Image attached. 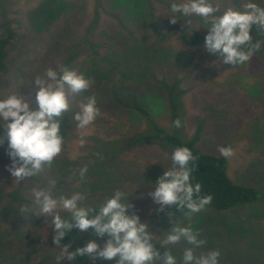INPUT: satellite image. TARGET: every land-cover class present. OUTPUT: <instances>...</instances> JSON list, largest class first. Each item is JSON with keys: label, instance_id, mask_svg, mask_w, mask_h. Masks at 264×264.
Segmentation results:
<instances>
[{"label": "rangeland", "instance_id": "obj_1", "mask_svg": "<svg viewBox=\"0 0 264 264\" xmlns=\"http://www.w3.org/2000/svg\"><path fill=\"white\" fill-rule=\"evenodd\" d=\"M173 2L183 0H0V38L8 31L15 35L7 48V69L0 71V99L19 91L31 93L34 102L35 77L58 64L94 81L87 92L69 97L71 107L60 123L63 150L51 168L45 166L38 175L16 183L7 171V140L0 145V264H57L61 250L52 243L51 217H39L31 196L32 188L47 187L50 180L56 181L54 194L86 193L85 206H98L115 190L133 192L129 201L141 221L148 222L158 240L167 235L172 225L164 212L155 211L159 206L148 193L172 166L171 150L148 142L102 159L92 156L96 140L132 136L146 128L145 120L120 105L115 94L122 100L136 99L166 133L184 141L199 129L196 147L205 154L219 157V147L231 146L228 177L258 189V199L229 211L205 207L191 217L174 219L191 225L206 241L197 254L219 249V264H264V46L245 64H222L218 54L205 49L208 25L200 17L176 14L180 21L169 23ZM212 2L220 5V15L229 7L242 10L249 0ZM251 2L264 7V0ZM250 35L264 39L255 25ZM168 89L179 97V128L171 122ZM89 95L96 96L101 114L80 129L73 117ZM84 164L88 172L77 186L78 178L69 181L68 176ZM14 189L17 200L4 197ZM22 206L31 212L21 213ZM77 232L84 243L95 240L103 246L107 238L95 236L91 229ZM155 247L164 251L159 244ZM186 247L190 245L183 241L169 246L177 264H182Z\"/></svg>", "mask_w": 264, "mask_h": 264}, {"label": "clouds", "instance_id": "obj_2", "mask_svg": "<svg viewBox=\"0 0 264 264\" xmlns=\"http://www.w3.org/2000/svg\"><path fill=\"white\" fill-rule=\"evenodd\" d=\"M219 10L220 5L212 0L173 2L170 5L172 15L169 16V23L180 21L176 14L198 16L208 25V33L204 37L207 52L218 54L222 64L226 65L237 66L249 62L264 46V39L254 40L250 35L253 25L258 36L264 35V7L249 0L243 4L242 10L229 7L216 15ZM186 23L191 24V20ZM93 83L83 73L58 64L56 69L49 67L42 75L35 77L34 102L31 93L25 96L19 91L0 99V128L5 130V136L0 137V145L7 140V155L11 160L7 171L16 183L38 175L45 166L52 167L63 150L64 137L60 133V123L71 107L69 97L87 92ZM100 114L96 96L89 95L83 97L73 119L78 128L85 129ZM173 123L175 127H181L179 119ZM78 143L83 147L85 140L81 138ZM218 151L225 158L234 155L231 146H221ZM95 155L103 158L99 153ZM196 159L188 147L175 148L171 155L172 166L164 170L154 190L148 193L152 202L159 206L155 211L164 212L172 225L167 235L159 240L150 231L148 222L141 221L134 204L129 201L133 192L115 190L98 206H85L82 203L87 199L84 192L54 194L55 180H50L47 187L32 188L31 196L39 209V217H51L54 232L52 243L61 250L56 256L57 264L61 260L73 262L77 257L85 256L92 261L114 260L115 264H177L169 246L182 241L190 245L183 250L182 264H219V249L197 254L196 250L206 243L199 238V231L193 230L191 225L183 226L180 219H174L175 213L165 212L166 207L171 209L175 206L176 211L184 217H191L211 203V194L201 195V184L191 182L192 169L189 165H195ZM87 172V164L71 169L68 180L78 178L79 186ZM61 211L70 216L62 217ZM20 212L28 214L31 208L22 206ZM73 228L81 232L91 229L95 236L107 238L103 246L89 240L84 246L69 251L71 244L62 245L60 242ZM157 244L164 249L163 252L155 247Z\"/></svg>", "mask_w": 264, "mask_h": 264}, {"label": "trees", "instance_id": "obj_3", "mask_svg": "<svg viewBox=\"0 0 264 264\" xmlns=\"http://www.w3.org/2000/svg\"><path fill=\"white\" fill-rule=\"evenodd\" d=\"M14 37V33L8 31L0 38V71H5L7 69V48ZM167 96L169 101L170 118L173 123L175 120L180 119L181 106L178 101V95L171 89H168ZM114 98L120 105L130 109L139 117L143 118L145 120L146 128L144 131L136 132L132 136H122L120 138L112 139L111 141L96 140L95 145L90 147L92 150V156L97 158L98 156L95 155L96 153L101 155L114 153L117 155L123 151L139 147L148 142L166 145L171 150L170 155H172L174 149L177 147H188L193 155L197 157L195 165H189L192 169L191 182L193 184H201V195L211 194L212 196V201L205 206L206 208L214 212L229 211L236 207L255 202L258 199V189L237 185L230 180L227 174V160L225 157H216L205 154L196 147L199 140V129L194 133L191 139L184 141L176 134L166 133L158 123L152 119L150 112L136 99L131 98L122 100L116 94L114 95ZM4 197L10 198L12 201L17 200V189L8 192ZM167 211L175 213V216L182 215L181 212L176 211L175 206L171 209L167 208ZM60 243L62 245L70 243L71 247L69 249H71V251L86 244L76 228H73ZM71 264H115V261L101 259L92 261L85 256L77 257ZM224 264L231 263L226 262Z\"/></svg>", "mask_w": 264, "mask_h": 264}]
</instances>
